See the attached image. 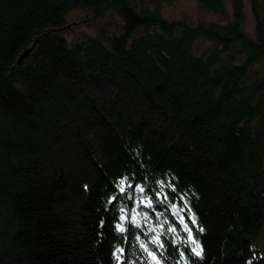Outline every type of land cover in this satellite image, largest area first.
<instances>
[{"label":"trees","instance_id":"obj_1","mask_svg":"<svg viewBox=\"0 0 264 264\" xmlns=\"http://www.w3.org/2000/svg\"><path fill=\"white\" fill-rule=\"evenodd\" d=\"M165 1L0 0V264H264V0Z\"/></svg>","mask_w":264,"mask_h":264},{"label":"rangeland","instance_id":"obj_2","mask_svg":"<svg viewBox=\"0 0 264 264\" xmlns=\"http://www.w3.org/2000/svg\"><path fill=\"white\" fill-rule=\"evenodd\" d=\"M227 7L229 8L230 13H232V2L227 0ZM244 9L246 12V22L245 28L248 33L254 34L255 32V20L251 9L250 0H244ZM162 11L165 16L170 19H179L187 15L188 23L196 24L200 20H210V19H222L220 16L200 9L198 5V0H170L165 1L162 5ZM84 17V14L80 10L73 11L70 14V20L72 18H77L78 21ZM88 31L92 34L97 33L96 28H91L79 22L72 29L64 30L65 34L69 39L75 38L80 32Z\"/></svg>","mask_w":264,"mask_h":264},{"label":"snow or ice","instance_id":"obj_3","mask_svg":"<svg viewBox=\"0 0 264 264\" xmlns=\"http://www.w3.org/2000/svg\"><path fill=\"white\" fill-rule=\"evenodd\" d=\"M119 191L121 193H125L127 199L132 200L134 206L129 209V212L131 213H136V209L143 205L144 208H153L154 201L152 199V193L146 192V186H141L139 184L133 186L132 184H128L127 189L124 187V181L122 180L119 185ZM140 193L141 195L139 197L136 196V193ZM117 197H113V199H116ZM123 198V197H122ZM157 198L159 200V196L157 194ZM164 198H167L166 196ZM127 207V206H125ZM123 211V208L121 209ZM136 215H139V213H136ZM136 215L131 216V222L136 223L137 227L139 226L138 221H136ZM148 213H145V218H147ZM121 220H128L129 216L123 215L120 217ZM117 229L120 231H124L122 225L117 224L116 225ZM199 254V253H198Z\"/></svg>","mask_w":264,"mask_h":264},{"label":"water","instance_id":"obj_4","mask_svg":"<svg viewBox=\"0 0 264 264\" xmlns=\"http://www.w3.org/2000/svg\"><path fill=\"white\" fill-rule=\"evenodd\" d=\"M34 45L31 48H26L19 56L18 61L22 62L31 52V50L33 49Z\"/></svg>","mask_w":264,"mask_h":264},{"label":"bare ground","instance_id":"obj_5","mask_svg":"<svg viewBox=\"0 0 264 264\" xmlns=\"http://www.w3.org/2000/svg\"><path fill=\"white\" fill-rule=\"evenodd\" d=\"M142 236H143V235H142ZM142 236H141V237H142Z\"/></svg>","mask_w":264,"mask_h":264}]
</instances>
